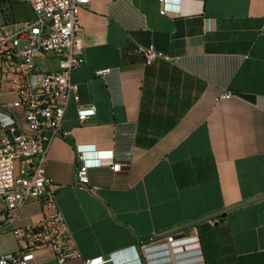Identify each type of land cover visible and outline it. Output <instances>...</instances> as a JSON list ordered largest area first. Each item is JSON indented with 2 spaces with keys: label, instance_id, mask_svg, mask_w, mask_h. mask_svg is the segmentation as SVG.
I'll use <instances>...</instances> for the list:
<instances>
[{
  "label": "crops",
  "instance_id": "obj_1",
  "mask_svg": "<svg viewBox=\"0 0 264 264\" xmlns=\"http://www.w3.org/2000/svg\"><path fill=\"white\" fill-rule=\"evenodd\" d=\"M178 4L160 15L158 0H91L79 11L84 64L71 82L95 114L80 124L70 101L62 121L70 136L53 139L44 162L78 254L63 264H264V0ZM34 19L25 0H0L4 32ZM150 45L164 59L147 66L138 50ZM164 64L182 73L183 89L160 72ZM57 69L51 55L36 60L41 74ZM12 73L0 64V105L15 100ZM177 93L186 103L178 109ZM11 114L23 127L21 111ZM167 126L149 145L150 130ZM76 145L112 151L121 170L104 162L79 188ZM42 219L32 200L8 221L0 200V254L20 249L13 230ZM170 234L186 245L174 256L161 247ZM27 264L57 263L38 249Z\"/></svg>",
  "mask_w": 264,
  "mask_h": 264
},
{
  "label": "built area",
  "instance_id": "obj_2",
  "mask_svg": "<svg viewBox=\"0 0 264 264\" xmlns=\"http://www.w3.org/2000/svg\"><path fill=\"white\" fill-rule=\"evenodd\" d=\"M25 1L35 19L14 32H4L0 27V64L5 69H13L15 78L12 88L15 100L9 105H0V200L5 205L8 221L13 212L32 200L42 203L43 219L12 231L22 245L15 252L0 254V264H27V255L38 249L51 251L56 263L63 264L78 254L57 208L54 187L45 177L44 162L52 140L70 136L62 128L70 101L77 105L80 124L95 114L93 106L80 105L78 85L71 82L72 71L84 64L79 11L91 0ZM179 2L158 0L159 14L175 10ZM138 52L147 66L164 59L151 45ZM48 55L57 59L58 69L41 74L36 70V60ZM108 73L109 70H104L96 75ZM12 109L21 111L23 127L12 116ZM75 155V177L82 189L88 187L89 170L101 167L104 162H110L114 173L121 170V165L114 162L112 151L98 150L94 145H76ZM4 230L0 222V237ZM161 247L168 256L186 249L184 242L174 234L166 236ZM110 261L111 258L98 257L86 260L85 264Z\"/></svg>",
  "mask_w": 264,
  "mask_h": 264
},
{
  "label": "trees",
  "instance_id": "obj_3",
  "mask_svg": "<svg viewBox=\"0 0 264 264\" xmlns=\"http://www.w3.org/2000/svg\"><path fill=\"white\" fill-rule=\"evenodd\" d=\"M184 94L182 95V97H179V94L177 93L174 97L171 98V101L173 102V104L175 105V107L178 108H182L184 105H186V103L184 102ZM179 106V107H178ZM169 125V124H168ZM170 129V126L168 127H163L161 129H155L152 128V130H150L151 134L154 136V138H151L149 140V145L153 144L155 142V140L160 137V135H163L164 133H166L168 130ZM143 131L140 130V137L138 138V142H142V141H146V138L143 137Z\"/></svg>",
  "mask_w": 264,
  "mask_h": 264
},
{
  "label": "rangeland",
  "instance_id": "obj_4",
  "mask_svg": "<svg viewBox=\"0 0 264 264\" xmlns=\"http://www.w3.org/2000/svg\"><path fill=\"white\" fill-rule=\"evenodd\" d=\"M160 72L165 73L167 75V78H169L171 82H175V84H178L179 89H183L181 83H183L185 77L178 69L172 67L170 64H164L160 65Z\"/></svg>",
  "mask_w": 264,
  "mask_h": 264
}]
</instances>
